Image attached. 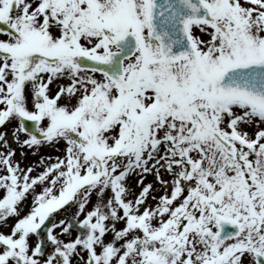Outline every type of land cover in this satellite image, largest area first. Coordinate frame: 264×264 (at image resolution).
Wrapping results in <instances>:
<instances>
[{
    "label": "snow or ice",
    "instance_id": "6c2138e0",
    "mask_svg": "<svg viewBox=\"0 0 264 264\" xmlns=\"http://www.w3.org/2000/svg\"><path fill=\"white\" fill-rule=\"evenodd\" d=\"M0 264H264V0H0Z\"/></svg>",
    "mask_w": 264,
    "mask_h": 264
},
{
    "label": "rangeland",
    "instance_id": "374dc122",
    "mask_svg": "<svg viewBox=\"0 0 264 264\" xmlns=\"http://www.w3.org/2000/svg\"><path fill=\"white\" fill-rule=\"evenodd\" d=\"M9 139H11V136H9ZM13 146L15 147V145H13ZM26 151L28 152L27 157H26V158H22V157L20 156V151H19V149L17 150V155H16V157H19V158H20V160L22 161V165L32 163L33 161H35V160L38 159L37 156L32 155V152H31L30 149H26ZM40 154L56 155V154H59V153H57L56 150L53 149V148L44 147V148H42V149L40 150ZM148 179H149V180H152L153 178L150 176ZM121 226H122V225H121ZM75 234H76V233L74 232V235H75ZM34 239H35V238H34Z\"/></svg>",
    "mask_w": 264,
    "mask_h": 264
},
{
    "label": "bare ground",
    "instance_id": "6f19581e",
    "mask_svg": "<svg viewBox=\"0 0 264 264\" xmlns=\"http://www.w3.org/2000/svg\"><path fill=\"white\" fill-rule=\"evenodd\" d=\"M16 159L20 160V158H19V157H16Z\"/></svg>",
    "mask_w": 264,
    "mask_h": 264
},
{
    "label": "water",
    "instance_id": "95a60500",
    "mask_svg": "<svg viewBox=\"0 0 264 264\" xmlns=\"http://www.w3.org/2000/svg\"><path fill=\"white\" fill-rule=\"evenodd\" d=\"M51 219V218H50Z\"/></svg>",
    "mask_w": 264,
    "mask_h": 264
}]
</instances>
